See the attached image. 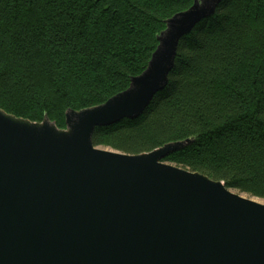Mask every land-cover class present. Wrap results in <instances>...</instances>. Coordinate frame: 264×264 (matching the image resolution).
<instances>
[{
    "label": "trees",
    "instance_id": "16d2710c",
    "mask_svg": "<svg viewBox=\"0 0 264 264\" xmlns=\"http://www.w3.org/2000/svg\"><path fill=\"white\" fill-rule=\"evenodd\" d=\"M194 0H0V110L66 127L144 73L166 22ZM169 84L136 120L95 129L96 147L165 158L264 201V0H223L178 45Z\"/></svg>",
    "mask_w": 264,
    "mask_h": 264
},
{
    "label": "water",
    "instance_id": "95a60500",
    "mask_svg": "<svg viewBox=\"0 0 264 264\" xmlns=\"http://www.w3.org/2000/svg\"><path fill=\"white\" fill-rule=\"evenodd\" d=\"M222 1L175 14L144 73L99 106L68 110L64 129L0 110V264H264V202L165 162L193 139L137 155L92 141L146 111L180 41Z\"/></svg>",
    "mask_w": 264,
    "mask_h": 264
},
{
    "label": "rangeland",
    "instance_id": "374dc122",
    "mask_svg": "<svg viewBox=\"0 0 264 264\" xmlns=\"http://www.w3.org/2000/svg\"><path fill=\"white\" fill-rule=\"evenodd\" d=\"M99 148H100V149H107V150H110V149L105 148V147H103V148L99 147ZM234 192L237 193V191H234ZM242 196H244V197H246V198H249V199L252 198V197H249V196H247V195H245V194H243ZM252 199H254L255 201H258V202H260V203L264 202L263 200L261 201V200L256 199V198H252Z\"/></svg>",
    "mask_w": 264,
    "mask_h": 264
}]
</instances>
